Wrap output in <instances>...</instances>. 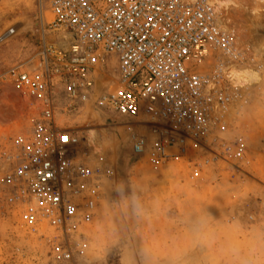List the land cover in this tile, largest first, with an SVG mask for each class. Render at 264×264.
Returning <instances> with one entry per match:
<instances>
[{"label":"built area","instance_id":"1","mask_svg":"<svg viewBox=\"0 0 264 264\" xmlns=\"http://www.w3.org/2000/svg\"><path fill=\"white\" fill-rule=\"evenodd\" d=\"M44 1L52 17L49 30L71 33L75 43L64 50L46 48L38 54L39 67H14L4 76L34 100L26 106V129L8 151L0 148V160L11 165L24 223L46 224L60 239L56 252L70 260L67 241L81 237L79 228L95 216L103 179L111 173L89 168L78 132L57 125L51 79L63 85L68 114L74 102H86L96 70L106 59L113 61L115 77L97 105L136 125L141 116L147 119L153 145L132 135V149L157 167L205 137L203 80L189 73L187 61L203 62L208 48L224 50L229 40L215 0Z\"/></svg>","mask_w":264,"mask_h":264},{"label":"rangeland","instance_id":"2","mask_svg":"<svg viewBox=\"0 0 264 264\" xmlns=\"http://www.w3.org/2000/svg\"><path fill=\"white\" fill-rule=\"evenodd\" d=\"M244 5L245 9L231 12L227 17L234 35L230 39L245 61L263 66L264 12L253 16V1L246 0ZM51 20L44 0H0V148L5 151L26 129V106L33 100L16 91L4 76L14 67L28 70L39 67L38 54L46 48L64 50L75 43L76 37L71 33L51 32L48 26ZM9 30L11 34H5ZM105 61L96 73L99 71L102 78L115 77V63L109 59ZM203 62L206 65L210 63ZM96 78L92 75L93 82ZM51 82L55 86V107L63 117L67 106L63 85L55 77ZM5 86L10 87L8 96ZM98 96L91 88L88 101L74 102L71 112L64 115L66 120L62 124L58 122L61 117L55 114L58 126L77 131L79 135L88 125L108 130L107 141L102 139L107 148L106 155L95 160L87 155L89 168L110 171L111 174L103 179L102 197L95 216L79 228L81 237L72 235L67 241L70 260L60 258L55 250L60 239H56L57 234L45 224L29 226L24 223L22 213L25 207L17 199L11 165L0 160V264H121L120 246L114 247L102 261L96 259L92 232L102 204L118 199L120 185L129 191L136 188L149 200L194 189L207 199L208 210L216 216H235L244 221H255L264 216V86L254 94L239 99L232 112L225 110L222 117L211 120L205 137L197 146H190L186 154L170 158L166 164L157 167L150 165L146 156L135 155L132 149V135L148 139V146H152L154 136L147 126L143 125L141 132L139 129L126 132L111 129V126L129 119L119 122L110 112H107V117L101 115L103 112L99 110L103 109L97 105ZM220 103H223L222 100ZM100 124L104 127L98 126ZM168 152L170 155L177 154L173 149ZM118 227L121 232H127L129 225L123 223Z\"/></svg>","mask_w":264,"mask_h":264},{"label":"clouds","instance_id":"3","mask_svg":"<svg viewBox=\"0 0 264 264\" xmlns=\"http://www.w3.org/2000/svg\"><path fill=\"white\" fill-rule=\"evenodd\" d=\"M117 192L92 225L98 260L120 246L121 264H264V216H216L194 189L151 200L136 188Z\"/></svg>","mask_w":264,"mask_h":264},{"label":"bare ground","instance_id":"4","mask_svg":"<svg viewBox=\"0 0 264 264\" xmlns=\"http://www.w3.org/2000/svg\"><path fill=\"white\" fill-rule=\"evenodd\" d=\"M246 0H215V12L217 14V19L219 20L220 27L227 39L229 40V44L224 50L221 49H209L208 48V56L204 61H209V64H204L205 62H200L195 59H188L187 68L190 74L196 75L203 80V94L205 96L206 106V121H205V132L207 130V125L210 124V121H214L216 118L222 117V112L227 110L229 112L233 111V108L238 104L241 98H246L249 95L254 94L256 91L261 89L264 86V65L263 66H255L252 61H245L242 53L235 49L232 44V40L234 35L232 29L228 26L229 19L227 18L231 12L236 10L245 9ZM254 7L251 10V15L259 16L262 11V6H264V0H252ZM9 30L5 34H11ZM13 34V33H12ZM3 37V36H2ZM232 37V38H231ZM231 38V39H230ZM63 41V40H61ZM64 43V44H63ZM65 45V42L61 43ZM239 45V43H238ZM66 46V45H65ZM209 59V60H208ZM114 63V62H113ZM113 75H115V69H113ZM105 76V75H104ZM96 80L94 82L93 92L95 95H100L104 89L108 86L110 82V78L106 79V77L102 78L103 75L98 71ZM112 77V76H110ZM10 84V83H9ZM4 89L8 91L5 94L10 95V87L5 86ZM21 94H25V98L32 99L28 94L25 93L24 90H20ZM13 93V92H12ZM17 94V93H16ZM3 97V94H1ZM1 97V96H0ZM7 98V97H6ZM230 98L229 100H226ZM240 99V100H239ZM34 100V99H32ZM222 100L223 103H220ZM30 101V100H29ZM88 101V100H86ZM88 103V102H87ZM107 117V112L104 110H99ZM56 116L61 117L59 115L58 110L55 112ZM113 114V113H111ZM59 118V123H63L66 120V117ZM103 116V117H104ZM101 117V116H99ZM148 118L149 115H148ZM113 119V118H112ZM122 117L116 116V121H121ZM140 125H136L135 122H127L118 123L111 126V129H117L121 131H133L134 129L144 128L143 125L146 123V118L141 116ZM109 121V119H107ZM106 120V121H107ZM111 120V119H110ZM149 120V119H148ZM101 122H103L100 119ZM107 121V122H108ZM145 121V122H143ZM219 122V121H218ZM90 123V122H89ZM100 127H104L102 124L98 125ZM147 126L148 125H144ZM95 126H86L83 128L80 133V144L83 146L84 152L90 157L95 159H100L106 155L107 148L105 146V142L102 139H108V130L96 129ZM77 132V131H75ZM126 132V131H125ZM204 132V134H205ZM111 136V135H110ZM153 145V144H152ZM83 152V153H84ZM87 155V156H88ZM89 159V156H88ZM44 224V223H42ZM41 224V225H42ZM46 225V224H45Z\"/></svg>","mask_w":264,"mask_h":264}]
</instances>
